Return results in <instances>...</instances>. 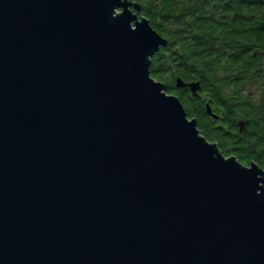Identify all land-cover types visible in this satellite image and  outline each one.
<instances>
[{
  "label": "water",
  "instance_id": "water-1",
  "mask_svg": "<svg viewBox=\"0 0 264 264\" xmlns=\"http://www.w3.org/2000/svg\"><path fill=\"white\" fill-rule=\"evenodd\" d=\"M139 12L0 0V264H264V170L152 77Z\"/></svg>",
  "mask_w": 264,
  "mask_h": 264
},
{
  "label": "trees",
  "instance_id": "trees-1",
  "mask_svg": "<svg viewBox=\"0 0 264 264\" xmlns=\"http://www.w3.org/2000/svg\"><path fill=\"white\" fill-rule=\"evenodd\" d=\"M130 1L168 41L152 77L225 156L264 170V0Z\"/></svg>",
  "mask_w": 264,
  "mask_h": 264
},
{
  "label": "flooded vegetation",
  "instance_id": "flooded-vegetation-1",
  "mask_svg": "<svg viewBox=\"0 0 264 264\" xmlns=\"http://www.w3.org/2000/svg\"><path fill=\"white\" fill-rule=\"evenodd\" d=\"M180 88H182V87H180Z\"/></svg>",
  "mask_w": 264,
  "mask_h": 264
}]
</instances>
